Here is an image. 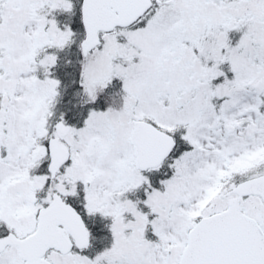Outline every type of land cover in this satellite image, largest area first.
Masks as SVG:
<instances>
[{"label": "snow or ice", "instance_id": "1", "mask_svg": "<svg viewBox=\"0 0 264 264\" xmlns=\"http://www.w3.org/2000/svg\"><path fill=\"white\" fill-rule=\"evenodd\" d=\"M0 264H264V0H0Z\"/></svg>", "mask_w": 264, "mask_h": 264}]
</instances>
